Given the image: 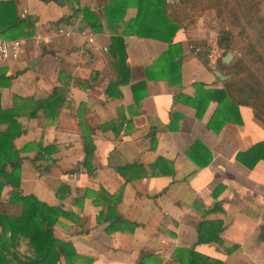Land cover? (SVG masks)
<instances>
[{
  "label": "crops",
  "instance_id": "0c3cea01",
  "mask_svg": "<svg viewBox=\"0 0 264 264\" xmlns=\"http://www.w3.org/2000/svg\"><path fill=\"white\" fill-rule=\"evenodd\" d=\"M104 5L0 0V38L27 39L19 59H0V134L15 135L20 194L60 211L51 232L72 245L73 264H176L173 251L190 247L224 264H264V161L246 168L234 159L264 137V124L237 105L241 122L214 132L207 122L217 103L208 101L199 118L190 103L197 86L222 87L190 52V41L206 46L214 30L202 16L184 22L171 40L180 46L157 60L168 43L123 33L135 7L108 26ZM84 8L98 16L100 32L90 30ZM113 35L124 44L122 83L108 52ZM110 82L117 85L107 90ZM54 89L63 95L59 106L29 116ZM133 163L140 168L117 172ZM10 189L0 192L4 205ZM113 217L136 226L107 230ZM15 250L28 251L21 240ZM55 264L67 263L60 255Z\"/></svg>",
  "mask_w": 264,
  "mask_h": 264
},
{
  "label": "trees",
  "instance_id": "16d2710c",
  "mask_svg": "<svg viewBox=\"0 0 264 264\" xmlns=\"http://www.w3.org/2000/svg\"><path fill=\"white\" fill-rule=\"evenodd\" d=\"M59 1V0H56ZM132 4L136 9L135 16L128 20L123 28L125 34H135L139 37H149L168 43V49L157 60L170 55V51L179 43H171L174 32L184 23H192L190 13L214 10L215 15L228 16L238 27V37L242 38V46L232 61L225 64L222 56L231 49L228 36H221L217 43L224 47L221 57H217L213 68L207 65L206 46L203 41H190V52L209 71L217 70L222 75H229L221 81V88L204 89L201 85L191 102L195 109V117L201 116L205 105L212 100L217 107L209 118L207 125L214 132L219 131L224 121H234L239 124V116H235L237 105L251 108L253 116L264 124V13H261L257 0H105L103 14L106 25L121 20L125 8ZM82 17L93 32H100L98 16L87 8L82 9ZM24 23L25 21H20ZM17 24V23H16ZM14 26V25H13ZM108 52L114 59V69L120 77V83L127 77V66L124 63V44L120 36H110ZM178 55V62L181 59ZM184 58V57H183ZM153 62H157L156 60ZM117 84L110 82L108 88ZM108 95V91L106 92ZM63 95L54 89L45 99L33 102L29 116L39 107L52 108L59 106ZM55 115L56 112L53 111ZM87 134L89 130H85ZM20 133L17 125V134ZM12 133L0 134V192L8 186L10 193L4 205L0 202V264H55L60 255L67 264H73L77 258L73 247L53 237L51 226L56 221L60 211L40 202L32 195H22L19 192V164L21 158L11 148ZM9 150V151H7ZM89 151H85L88 155ZM234 159L246 168H252L258 160L264 161V137L250 145L243 151H237ZM9 165L11 169L4 168ZM140 168L130 164L117 168V172L125 176L126 170ZM137 174L126 175L125 180L136 177ZM17 213L16 215L8 213ZM114 229L120 223L128 225L131 231L136 224L122 221L115 217L109 219ZM8 232V235H6ZM216 238V234L212 239ZM21 240L28 251L15 250V245ZM203 237L197 231V242H203ZM17 241V243H16ZM11 247V249H9ZM144 253L139 255L137 262H141ZM176 264H224L219 260L209 258L190 248H179L173 251Z\"/></svg>",
  "mask_w": 264,
  "mask_h": 264
},
{
  "label": "rangeland",
  "instance_id": "374dc122",
  "mask_svg": "<svg viewBox=\"0 0 264 264\" xmlns=\"http://www.w3.org/2000/svg\"><path fill=\"white\" fill-rule=\"evenodd\" d=\"M261 13H264V0H257ZM190 17H193V22L197 20L198 16H202L201 24L206 25L214 30V38L216 47V54L221 57L224 47L219 46L221 36H228V42L231 43V49L228 50L232 54L230 61H232L237 55H239L240 46H242V38L238 37V27L234 25L233 21L228 16L215 15L214 10L208 9L206 11H200L190 13ZM212 40V41H213ZM229 61V62H230Z\"/></svg>",
  "mask_w": 264,
  "mask_h": 264
},
{
  "label": "built area",
  "instance_id": "2783aa9c",
  "mask_svg": "<svg viewBox=\"0 0 264 264\" xmlns=\"http://www.w3.org/2000/svg\"><path fill=\"white\" fill-rule=\"evenodd\" d=\"M58 31L62 32L61 29ZM69 31H65L64 34H68ZM26 38H15V39H2L0 38V59L11 57L12 59H19L22 48L25 45ZM91 40L90 38L88 39ZM34 43L37 41L34 39ZM215 40L206 43V59L208 62L214 63L218 55L216 54V47L214 48ZM107 48H103L106 51Z\"/></svg>",
  "mask_w": 264,
  "mask_h": 264
},
{
  "label": "water",
  "instance_id": "95a60500",
  "mask_svg": "<svg viewBox=\"0 0 264 264\" xmlns=\"http://www.w3.org/2000/svg\"><path fill=\"white\" fill-rule=\"evenodd\" d=\"M232 54L230 52H226L222 58L221 61L225 64L229 63L230 59H231ZM213 75L220 81L226 79L229 77V75H222L219 71L217 70H213Z\"/></svg>",
  "mask_w": 264,
  "mask_h": 264
}]
</instances>
